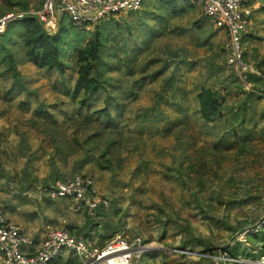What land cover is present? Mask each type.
I'll use <instances>...</instances> for the list:
<instances>
[{
    "label": "rangeland",
    "instance_id": "rangeland-1",
    "mask_svg": "<svg viewBox=\"0 0 264 264\" xmlns=\"http://www.w3.org/2000/svg\"><path fill=\"white\" fill-rule=\"evenodd\" d=\"M42 1L0 0V18L39 10ZM183 1L186 12L170 20L158 12L159 0L87 27L62 15L64 73L38 68L21 49L15 50L19 74L0 60V206L36 245L52 229H64L97 245L139 237L148 250L136 264H211L202 258L208 255L213 263L264 264V243L247 239L264 223V82L230 64L228 31L216 27L199 2ZM246 2L251 17L244 60L264 71V0ZM148 10L157 12L150 27L166 16L168 23L165 35L145 42ZM105 24L120 25L108 43L118 55L103 59L111 65L108 91L83 106L75 94L73 50ZM20 30L21 20H11V44ZM126 44L137 54L132 73L118 64ZM203 86L225 101L210 122L196 112ZM106 97L113 103L110 117L96 113ZM98 131L105 137L95 150L87 139ZM107 139L114 144L106 152ZM79 175L91 177L107 203L77 212L70 210L71 200L43 190ZM237 243L238 256L230 258L227 247ZM253 246L256 257H244ZM69 260L82 264L68 251L50 264Z\"/></svg>",
    "mask_w": 264,
    "mask_h": 264
},
{
    "label": "built area",
    "instance_id": "built-area-1",
    "mask_svg": "<svg viewBox=\"0 0 264 264\" xmlns=\"http://www.w3.org/2000/svg\"><path fill=\"white\" fill-rule=\"evenodd\" d=\"M146 0H43L36 11L0 18V33L13 19L35 15L49 31L57 29L66 14L75 25L87 27L112 15L140 11ZM202 5L203 12L213 19L216 27L226 29L230 39V64L239 71L250 72L264 82V71L250 67L244 60L243 35L250 24L251 10L246 0H193ZM50 198L71 200L70 210L80 212L97 208L102 199L91 177L79 175L74 179H58L43 189ZM104 203V204H105ZM148 250L141 238L128 240L115 237L104 245L88 243L64 229H52L36 245L29 234L13 223L0 206V264H50L63 251L81 259L82 264H136Z\"/></svg>",
    "mask_w": 264,
    "mask_h": 264
},
{
    "label": "trees",
    "instance_id": "trees-1",
    "mask_svg": "<svg viewBox=\"0 0 264 264\" xmlns=\"http://www.w3.org/2000/svg\"><path fill=\"white\" fill-rule=\"evenodd\" d=\"M159 3L161 6L158 8V12L166 13L167 16H169V20L171 16H176L179 14L182 15L186 12L184 7L185 1L183 0H159ZM156 13L157 12L152 10H148L143 13L144 20L142 26L147 27L144 30L143 41L145 42L156 40L159 37L165 35L168 19L165 22L164 20L167 18V16L164 19H159L158 23L154 27H150V22L156 19ZM152 15L153 17H151ZM16 20H21V30L15 45L11 44V40L6 37L8 24L10 22L7 24L6 29L0 33V60L5 62V64L8 66V70H11L15 75L19 74L17 70V51L15 50L21 49L23 50L22 52L24 59L32 62L38 68L46 70H58L61 73H64V65L61 60L64 39L61 34L62 29L60 28V23L56 30L49 31L35 15H26ZM119 26L120 25H117L115 27L111 24H105L97 27L95 33L92 34L91 38L84 46L75 47L73 50L76 56V66L78 73L75 84V94L82 95L81 104L83 106L88 104V101L93 95L99 94L105 90L108 91L107 84L110 80L108 72L111 69V65L110 63H104L103 59L105 58L106 54H113V52L114 57L118 55V50L114 47L109 48L108 43L109 39L112 37L113 29H118ZM127 46L128 44H126L125 48H122V55L126 56V58L123 60L120 59L118 64L120 66L119 68L124 67L126 70H128V72L132 73L134 68L132 63L136 61L137 54L132 56L133 49L130 48V45L129 47ZM119 58H122V56ZM256 79L261 80L259 78ZM139 81L142 82L143 80L139 79ZM250 82H253V79H248V83ZM196 99V112L200 114L201 117L207 122H210L214 117L221 115V108L225 103L221 92L203 86L197 94ZM105 101L106 106L97 110L96 113L104 117H110V106L113 104L112 99L110 97H106ZM116 102V106L123 108L124 102L121 101V99L116 98ZM245 105L246 103L243 105V109H246ZM170 130L171 129H169V131ZM104 137L105 135L103 131H98L95 134L89 136L87 142L91 140V143L93 142L96 144L93 146L94 149L99 150L103 145ZM107 140L108 141L105 145L106 152L110 151L114 144V142L110 139ZM247 239H249L254 244H263L264 223L260 228L254 227L253 230L247 234ZM191 240L192 238L184 241L182 245L183 250H191V247L188 246V244L191 245ZM239 246L240 243H237L233 247H227L228 256L230 258H237ZM261 246L260 256L262 253H264V245ZM254 250L255 246H253L252 249H244L243 256L256 257V255L253 253ZM202 258L211 262V264H232L233 262L230 260H221L219 263H213V259L212 257H209V255L203 256ZM69 263L74 264L71 260H69ZM235 264L242 263L235 262Z\"/></svg>",
    "mask_w": 264,
    "mask_h": 264
}]
</instances>
